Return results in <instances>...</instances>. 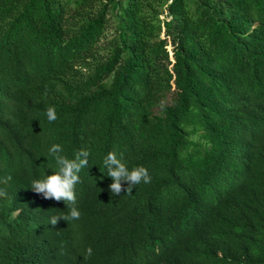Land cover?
Here are the masks:
<instances>
[{"label": "trees", "instance_id": "trees-1", "mask_svg": "<svg viewBox=\"0 0 264 264\" xmlns=\"http://www.w3.org/2000/svg\"><path fill=\"white\" fill-rule=\"evenodd\" d=\"M0 264H264V0H0Z\"/></svg>", "mask_w": 264, "mask_h": 264}, {"label": "clouds", "instance_id": "clouds-1", "mask_svg": "<svg viewBox=\"0 0 264 264\" xmlns=\"http://www.w3.org/2000/svg\"><path fill=\"white\" fill-rule=\"evenodd\" d=\"M44 115L48 121L55 120L54 108L49 107L45 110ZM61 146L53 143L48 148V153L55 161L54 167H48L50 172L43 174L31 180V188L39 194H42L44 198H52L55 200H63L68 202L75 201V195L73 191L74 184L79 181L78 173L81 168L88 164L89 151L86 149H80L74 151L72 158L69 159L61 154ZM102 164L105 168V172L111 177L112 182L109 188L113 194L120 193L122 179L129 180L132 184L125 187V190H130L131 186L138 184L141 181L144 183L150 182V175L147 169L143 166H137L129 168L123 162L122 157H118L113 151H108L102 158ZM68 215L71 218H78L79 212L74 207L69 209ZM55 223V220L53 221ZM91 254V249L86 250Z\"/></svg>", "mask_w": 264, "mask_h": 264}, {"label": "bare ground", "instance_id": "bare-ground-1", "mask_svg": "<svg viewBox=\"0 0 264 264\" xmlns=\"http://www.w3.org/2000/svg\"><path fill=\"white\" fill-rule=\"evenodd\" d=\"M88 190H89V189H88ZM75 207H76V205H75ZM75 209H76V208H75ZM119 218H120V217H119ZM87 225H88V224H87ZM101 226H102V225H101ZM106 226H107V225H106ZM102 227H103V226H102ZM104 227H105V226H104ZM99 228H100V227H99ZM108 228H109V227H108ZM87 229H88V228H87ZM91 229H92V228H91ZM97 229H98V228H97ZM103 229H104V228H103ZM98 230H99V229H98ZM85 231H86V230H85ZM89 231H90V230H89ZM89 233H90V232H89ZM88 237H90V236H88ZM80 238H81V237H80ZM83 238L85 239V237H83ZM83 238H82V239H83ZM86 238H87V237H86ZM69 239H70V238H69ZM84 239H83V240H84ZM92 239H93V238H92ZM83 240H82V241H83ZM86 240H87V239H86ZM65 242H66V241H65ZM89 242H90V241H89ZM87 243H88V242H87ZM84 244H85V242H84ZM67 247H68V246H66V248H67ZM68 249H69V247H68ZM73 251H74V250H73Z\"/></svg>", "mask_w": 264, "mask_h": 264}, {"label": "rangeland", "instance_id": "rangeland-1", "mask_svg": "<svg viewBox=\"0 0 264 264\" xmlns=\"http://www.w3.org/2000/svg\"><path fill=\"white\" fill-rule=\"evenodd\" d=\"M168 49L171 50V46H170V45H168ZM170 55H171V53H170ZM171 57H172V56H171Z\"/></svg>", "mask_w": 264, "mask_h": 264}]
</instances>
